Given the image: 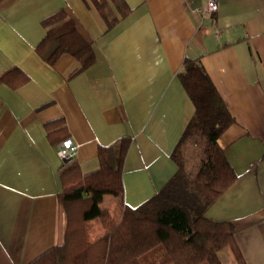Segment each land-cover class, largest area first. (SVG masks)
<instances>
[{
    "label": "crops",
    "instance_id": "crops-1",
    "mask_svg": "<svg viewBox=\"0 0 264 264\" xmlns=\"http://www.w3.org/2000/svg\"><path fill=\"white\" fill-rule=\"evenodd\" d=\"M126 1L130 13L111 28L84 0L0 1V73L18 66L30 77L16 89L0 84V264H28L62 240L64 163L47 136L50 120H65L77 144L70 161L83 173L99 167L100 144L133 138L127 204L165 185L195 111L178 77L186 56L201 60L236 120L218 142L238 178L207 215L232 220L247 263L264 264V0H220L214 13L204 12L207 0ZM60 9L97 55L70 78L73 55L51 65L35 50L42 19Z\"/></svg>",
    "mask_w": 264,
    "mask_h": 264
},
{
    "label": "trees",
    "instance_id": "trees-1",
    "mask_svg": "<svg viewBox=\"0 0 264 264\" xmlns=\"http://www.w3.org/2000/svg\"><path fill=\"white\" fill-rule=\"evenodd\" d=\"M1 1V0H0ZM105 21L107 28L127 16L126 0H84ZM47 31L36 52L49 64L69 53L77 66L68 78L97 61L93 43L79 30L74 17L60 9L42 19ZM178 77L191 97L195 111L171 153L177 171L165 185L137 206L125 201L123 170L133 138L124 135L98 147L99 167L83 173L77 162L60 167L63 184L58 203L65 223L62 240L28 264H143L142 256L162 244L168 259L160 264H224L219 252L231 247L238 264H248L238 246L232 220L207 215L208 209L237 180L219 137L235 123L223 96L199 58L186 56ZM29 75L13 66L0 73V84L18 88ZM53 146L69 137L63 118L45 123ZM202 141L196 172L187 169L185 146L191 138ZM116 197L113 211L104 206L105 195ZM96 219L103 234L92 240L90 222Z\"/></svg>",
    "mask_w": 264,
    "mask_h": 264
},
{
    "label": "rangeland",
    "instance_id": "rangeland-1",
    "mask_svg": "<svg viewBox=\"0 0 264 264\" xmlns=\"http://www.w3.org/2000/svg\"><path fill=\"white\" fill-rule=\"evenodd\" d=\"M185 154L187 161V169L192 176L197 169V164L200 161L202 154V141L198 138H191L187 141L185 146ZM104 206L108 207L110 211H113L116 205V197L112 194L105 195L102 203ZM104 227L102 223L96 219L90 222V237L92 240L98 238L103 234ZM222 259L225 264H238L231 247H225L221 253ZM168 259V253L162 244L158 245L155 249L147 252L142 256L143 264H160ZM203 264H208L204 262Z\"/></svg>",
    "mask_w": 264,
    "mask_h": 264
},
{
    "label": "built area",
    "instance_id": "built-area-1",
    "mask_svg": "<svg viewBox=\"0 0 264 264\" xmlns=\"http://www.w3.org/2000/svg\"><path fill=\"white\" fill-rule=\"evenodd\" d=\"M220 0H207L204 12L214 13L219 8ZM77 144L70 138L64 139L57 148L59 158L63 163H67L74 157Z\"/></svg>",
    "mask_w": 264,
    "mask_h": 264
}]
</instances>
